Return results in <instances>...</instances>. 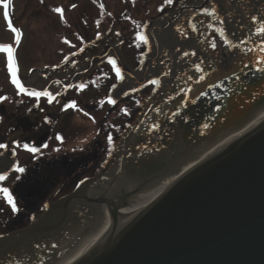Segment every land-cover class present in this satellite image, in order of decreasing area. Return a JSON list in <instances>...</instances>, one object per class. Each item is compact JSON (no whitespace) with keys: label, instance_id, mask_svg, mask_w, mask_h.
I'll return each mask as SVG.
<instances>
[{"label":"flooded vegetation","instance_id":"flooded-vegetation-1","mask_svg":"<svg viewBox=\"0 0 264 264\" xmlns=\"http://www.w3.org/2000/svg\"><path fill=\"white\" fill-rule=\"evenodd\" d=\"M131 1L120 0L122 4ZM205 1L173 0L171 5H166L160 0L158 7H164L163 11L160 10L157 16L145 17L150 19L139 35L134 32L131 38H126L120 30L104 33V0H87L89 12L91 6V12L97 11L95 3L103 5L100 18L92 13L95 18H68L67 23L58 22L57 28L62 29L63 36L55 39V42L58 39V46L54 49L58 53L57 61L59 58L62 61L46 67L51 73L45 77L52 79L53 86L43 85L41 91L56 95L59 103L53 101L49 104L46 97H41L32 104L29 101L31 96L19 93L18 101L22 104L18 106L16 102L15 110L11 104L3 106L6 111L0 117V144L8 146L0 149V174L7 176L0 181V188L9 189L19 211H23L19 205L21 199L26 211L14 214L10 205L9 211L0 208V230L5 232L0 231V236L29 227L40 218L39 211L43 214L53 212L60 201L73 194L80 192L84 198L104 194V181L108 180L104 175L108 171L110 177L113 171L116 174L110 182H117L118 173L134 181H139L140 176L149 179L163 176L186 159L182 153L184 149L189 151L198 147L196 141L200 143L204 136L212 137L217 133L222 120L220 114L231 113L228 112L231 102L246 85L241 78L249 72L248 69L252 70L256 50L264 40L256 35V27L264 18V9L248 7L254 0H213L207 9H215L214 15L204 11L196 13L194 9ZM187 2L192 6L185 8L187 11L178 17L179 22L171 23L169 19L174 18ZM137 8L135 6L134 10ZM217 29H223V34ZM225 39L238 45L236 48L246 52L247 57L230 77L214 80L212 77L219 71L218 64L222 63L219 56L225 57L227 50L233 48L225 43ZM131 40L134 42L132 48H126L129 55L124 56L125 46L131 45ZM212 43L216 44L215 48L211 47ZM67 52L71 53L68 55ZM185 52L189 55L185 56ZM109 57L116 61L122 80L108 63ZM19 77L23 82L20 73ZM150 80H159L160 83L152 85ZM81 83L87 85L83 91L68 88V85ZM104 93L106 98L111 96L117 101L110 105L106 100L107 105L116 108L122 102L123 109L127 110V114L120 110L118 120L122 123L117 125L119 133L115 132V137L119 138L116 146L112 142L104 147V106L99 103L104 100ZM73 101L77 108L65 110L64 106ZM23 105L28 110L19 113ZM154 123L160 125L159 130L149 132V126ZM204 124L209 127L205 129ZM57 135L63 137V142L55 139ZM25 143L39 147L41 152L38 154L44 159L39 158L41 160L34 163L37 160L34 156L38 154L25 151ZM44 144L48 148H43ZM21 151L30 156L28 163L22 162ZM151 152L157 154L151 155ZM14 166L23 167L25 171L11 189L13 184L8 180L16 173ZM31 167H34L33 179H30ZM46 170L48 173L43 175ZM56 177L61 184L52 193ZM90 181L94 184L85 192ZM2 198L5 196L0 192V200ZM76 203L79 208L73 212L79 213L77 218L90 212L88 203ZM90 208H96L95 212L104 209ZM93 223L90 221L86 225ZM4 249L0 245V250Z\"/></svg>","mask_w":264,"mask_h":264},{"label":"water","instance_id":"water-1","mask_svg":"<svg viewBox=\"0 0 264 264\" xmlns=\"http://www.w3.org/2000/svg\"><path fill=\"white\" fill-rule=\"evenodd\" d=\"M254 1L248 7L264 9V0ZM212 3L213 0H207L194 10L200 13ZM188 6H192L190 2L169 21L179 22L178 17ZM17 46L14 45L15 57ZM263 56L256 50L252 70L248 69L250 73L241 78L246 85L231 102L228 112H232L235 101L240 106L255 103L257 107L250 118L257 108L264 106V88L257 87L256 82L264 77V72L257 71L262 66L257 61ZM17 78L20 79L18 66ZM259 92L263 93L261 99L260 94L256 95ZM21 104L19 101L17 105ZM225 115L220 114V119ZM184 160L163 176H140L133 190L110 182L104 184L102 195L84 198L79 192L63 199L55 211L44 214L29 227L0 237V245L5 248L0 250V264H30L34 254L49 243H63L64 237L69 239L84 230L86 223L104 214L105 209L112 220L110 230L72 264H264V117L122 220L121 210L129 208L147 188L175 173L188 162L187 158ZM93 184L90 181L85 192ZM78 201L88 203L90 211L80 219L76 217L79 213L73 212L79 208ZM93 206L104 209L95 212L96 208H90Z\"/></svg>","mask_w":264,"mask_h":264},{"label":"rangeland","instance_id":"rangeland-1","mask_svg":"<svg viewBox=\"0 0 264 264\" xmlns=\"http://www.w3.org/2000/svg\"><path fill=\"white\" fill-rule=\"evenodd\" d=\"M7 2L9 12V17L7 20L4 16L5 9L3 4L0 3V45H15V33H13L8 27V21L10 20L13 26L19 29L22 34L21 43L16 49V61L19 67L20 76L23 78V85L28 89L35 91L43 90L41 88L43 85L47 87L53 86L52 79L50 77L48 79L45 76L51 73L48 71V69H46V67L54 64L55 62L62 61L60 58L57 61L58 53L54 49V47L57 48L56 46H58V39L56 42L55 39L63 36V34H61L62 32L60 31L62 29L57 28L58 22L64 21L67 23L68 18H91L92 13L100 18L102 14L101 4L95 3L97 11L92 10L91 12V6L89 12V10H87V0H7ZM160 3V0H133L131 2L124 3L126 5L124 6L120 0H104V33L114 29L118 31L120 30L126 36V38H131L134 32L139 35V31L143 29L145 23L150 19L145 17H153L158 15V12L161 9L158 7ZM73 4L76 5L75 8L72 7ZM135 6H138V8L134 10ZM57 7L64 9L63 19L61 18L60 14L54 11V9ZM126 8L127 10H125ZM92 18L95 17L92 16ZM115 26L116 28H114ZM127 41L128 39L126 42ZM133 43V40H131V45L127 44L125 49L127 47L132 48ZM125 49L124 56H128L129 52L127 49ZM70 53L71 52H67L68 55ZM219 57L222 63L219 62L218 64L219 71L214 75V77H212L214 80H223L230 77V74L235 71L234 69L240 65V62L245 59V57H247V54L246 52L240 51L237 48H231L230 50H227L225 57ZM253 71L256 72V69H253ZM260 75L261 74H259V76ZM262 78L256 80L258 83L257 87L260 86L264 88V81L261 82ZM246 80L248 83H252V80L248 78H246ZM105 81H107V79ZM108 88L109 85L106 86V92H108ZM252 89L253 90H249L248 93L251 94L252 91L256 89V87ZM19 93V90L15 87V85L12 84L11 74L7 69V53L0 51V97L6 98L0 99V117L1 114L5 113L6 111L4 109L5 107L3 106L11 104L12 109L15 110V104L16 102H19ZM262 96L263 93L259 95L258 99H261ZM107 98L106 94L104 93V101H106ZM30 99L34 100H29L32 102V104L37 100L35 97H31ZM254 100L255 98L252 99V101ZM123 106L124 105L122 102L116 105V108L107 105L106 102L104 104V147L109 144L107 140L108 134H113V143L115 146L117 145V140L119 138L117 136L115 137V132L117 134L119 133L117 127L121 125L122 120H118V118L121 116L120 110L123 109ZM262 108H264V106L260 109ZM20 109L21 110L19 113H23L28 110V108L24 107V105ZM117 111L119 112L116 113ZM112 126H114V128ZM154 154H157V152H154L152 155ZM34 157H37V160L34 161V163L38 160L44 159V157L40 154ZM159 157L160 154L158 157H156V159ZM29 159L30 156L24 151H21L22 162L28 163ZM23 165L26 166L27 164ZM33 169L34 167L29 168L30 179H33L35 176ZM35 170H37V167H35ZM47 173L48 170L43 171V175ZM110 173L111 172L108 171V173L104 175V178L105 176L108 178L107 181H104V184L110 182V179L116 175L115 171H113V174L110 177L108 176ZM117 175L118 177H116L115 180L119 184H122L123 188L129 189L130 187L131 190H133L132 187L135 186V182H137V180L134 181L133 178L126 179L123 173H118ZM173 175L174 173L171 176H167L166 178H171ZM23 176V173H14L10 176L8 181L10 184H13L11 189L14 188L15 183ZM55 179L56 184L51 189L52 193H54L59 184H61V180H59L57 177ZM50 194L44 198L42 205L46 202ZM15 201L16 200L14 199V202ZM2 207L3 209L9 211L8 204L4 198L0 200V208ZM37 214H39V217L44 216L41 211H39ZM30 215L31 214H28V216ZM2 233L5 232L2 231Z\"/></svg>","mask_w":264,"mask_h":264},{"label":"bare ground","instance_id":"bare-ground-1","mask_svg":"<svg viewBox=\"0 0 264 264\" xmlns=\"http://www.w3.org/2000/svg\"><path fill=\"white\" fill-rule=\"evenodd\" d=\"M253 104L250 103L245 106H240L236 101L233 102L232 105L234 108L232 112L222 118L217 133L212 137L204 136L205 138H203L200 143L196 141L195 143L199 145L198 147L194 146L195 148H192L189 151L184 149L182 153H185V158H187L188 162L180 169H177L173 177L162 179L157 185L147 188L146 192L140 194L132 201L129 208L121 210L122 217L124 218H122V220L132 216L140 208L170 186L174 180L185 174L226 142L262 119L264 117V108L260 110L257 108L252 114L253 117H249L252 113L251 111L257 107L254 102ZM150 154L152 155L153 152ZM185 161L186 160L182 161V163ZM119 186L122 187V184H119ZM111 225V217L109 212L105 209L104 214L98 215L92 225H88L84 230L74 234L69 239L64 237L65 239L63 243H49L50 245L45 249L31 257L30 264H72L84 252L105 237L110 230ZM53 244L56 245L55 248L52 247Z\"/></svg>","mask_w":264,"mask_h":264},{"label":"snow or ice","instance_id":"snow-or-ice-1","mask_svg":"<svg viewBox=\"0 0 264 264\" xmlns=\"http://www.w3.org/2000/svg\"><path fill=\"white\" fill-rule=\"evenodd\" d=\"M0 3L3 4V7L5 9L4 16L7 20L9 17L8 2H7V0H0ZM164 3L166 5H171L173 3V0H164ZM72 7L75 8L76 5L73 4ZM101 7H103V5H101ZM160 10L163 11V8H161ZM54 11L56 13L60 14L61 18L63 19L64 9L57 7L54 9ZM203 11L205 14H208V15H214L215 14V9L209 10V9L205 8V9H203ZM254 21H255V18H254ZM8 27L12 30L13 33H15V44H17V45L20 44L21 43V35H22L20 30L15 28L10 20L8 21ZM217 31H219L221 34H223V29H217ZM256 35L260 36V37H264V18L261 19L259 26L256 27ZM65 43H68V41H65ZM225 43L228 44L229 47H233V48L238 47V45L233 44L232 41H229L227 39H225ZM241 43H246V42L241 41ZM211 47L215 48L216 44L212 43ZM258 47H259L260 52L264 53V40L261 41V43L258 45ZM0 51L7 53V69H8V72L11 74V82L13 85H15V87L19 90L20 93L27 94L28 96L35 97L37 99H39L41 97H46L47 102L49 104L53 103V101H56L57 103H59V101L56 98V95H53L51 92H49L47 90H44V91L30 90L21 83L20 79L17 78L16 57L14 55L15 47L13 45H0ZM81 51H83V49H81ZM250 51H251V49H250ZM194 54L195 53H193V55ZM184 55L187 56L189 54L187 52H185ZM65 60H67V57H65ZM108 63L111 64L115 68L117 77H119L122 80L123 76L121 75V70L118 67H116V61L114 59H112L111 57H109ZM257 63L262 65L261 67L257 68V71L264 72V57H261V59L258 60ZM196 67H197V70H200L199 65H197ZM200 79L203 80L204 77L201 76ZM236 79H239V77L237 76ZM55 83L60 84L61 82L55 81ZM159 83H160L159 80H150L149 81V84H152V85H158ZM72 87H75L77 91H83L87 87V85H85L83 83H81L79 85H75V86L68 85V88H72ZM113 87H115V85H113ZM65 90H67V89H65ZM124 94L128 95V93H124ZM57 95H59V93H57ZM0 99H6V98L0 97ZM219 99H220V97L217 96V100H219ZM99 103H100V106L103 107L105 104V101L101 100ZM107 103L110 105H115L117 103V101L115 99H113L111 96H109L107 98ZM193 103H195L194 100H193ZM64 108H65V110L70 109V108L76 109L77 108L76 102L73 101L69 104H66L64 106ZM122 111H124L125 114H127L126 109H122ZM156 111L159 112L160 110L156 109ZM217 111H219V109H217ZM85 115H87V113H85ZM173 115H177V113H173ZM141 123H143V122H141ZM203 127L205 129H207L209 127V124H204ZM159 128H160V125L158 123H154V124L149 126L148 130H149V132H153V131H158ZM55 139L57 141L63 142V137L60 135H57L55 137ZM107 140H108L109 144H111L113 142V137L111 134H108ZM7 147L8 146L6 144H0V149H6ZM17 147H19V145H17ZM147 147L148 146L145 145L146 149H147ZM23 148L25 151H27L33 155L41 152V149L39 147L32 146V145H29L27 143H25L23 145ZM43 148H48V145L44 144ZM13 154H15V153H13ZM14 171L16 173H23L25 171V169L23 167L14 166ZM6 178H7L6 174H0V181H4ZM17 178H19V177H17ZM0 192L4 193L7 204L10 205V207H11V211L13 213H17L19 211V209L17 207V204L14 202L13 196L9 192V189L6 187L0 188ZM37 247H39V245H37ZM52 247L55 248L56 245L53 244Z\"/></svg>","mask_w":264,"mask_h":264},{"label":"trees","instance_id":"trees-1","mask_svg":"<svg viewBox=\"0 0 264 264\" xmlns=\"http://www.w3.org/2000/svg\"><path fill=\"white\" fill-rule=\"evenodd\" d=\"M19 205L21 206V208L23 209V211H19V212H24V204L23 201L21 199H19ZM30 217V216H29ZM14 230V229H12Z\"/></svg>","mask_w":264,"mask_h":264}]
</instances>
